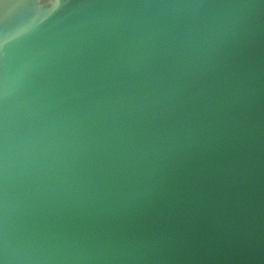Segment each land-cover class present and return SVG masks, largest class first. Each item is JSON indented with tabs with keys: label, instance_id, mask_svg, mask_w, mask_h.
<instances>
[{
	"label": "water",
	"instance_id": "95a60500",
	"mask_svg": "<svg viewBox=\"0 0 264 264\" xmlns=\"http://www.w3.org/2000/svg\"><path fill=\"white\" fill-rule=\"evenodd\" d=\"M19 1L0 0V72L34 121L0 80V264H264V83L247 60L264 61V0H133L73 38L56 85L15 56L7 12L19 27L92 0L24 21ZM149 2L131 38L91 46ZM147 79L169 88L142 104L164 125L150 159L128 124Z\"/></svg>",
	"mask_w": 264,
	"mask_h": 264
},
{
	"label": "bare ground",
	"instance_id": "6f19581e",
	"mask_svg": "<svg viewBox=\"0 0 264 264\" xmlns=\"http://www.w3.org/2000/svg\"><path fill=\"white\" fill-rule=\"evenodd\" d=\"M24 1L25 0H20L19 2ZM131 1L133 0H92L80 9L73 11L70 15L55 16L44 21L29 20L26 24L19 27L9 18L14 12L15 6L13 5L8 10L6 17V33L11 49L21 63L20 53L27 55V61L25 63L30 67H36V69H33L34 71L31 72L44 78L49 83L56 85L63 80L58 79L56 72L57 67H68V65H71L66 59L74 49L71 46H66L70 45L73 38L86 32L91 27H96L95 22L97 20H103V18L108 15L112 18L116 11L126 8ZM141 47L145 53L151 49L149 42H143ZM202 49L204 50V44ZM202 51L201 53L204 54ZM221 51L220 49H215V52L220 53V56L216 53L215 60H218V58L223 59ZM52 52L59 54L57 55L58 57L53 58ZM247 60L249 66L255 71L254 73L256 74L258 71L260 81L264 83V71L260 70L263 69L264 61L257 63L254 61V57ZM33 63H36L37 66L33 65ZM218 63L222 62L218 61ZM69 78L70 76H68V79ZM253 78V74L244 76L243 81ZM0 80L3 82L4 88L6 87L10 90L23 103L28 111V115L34 121L33 112L28 102L1 72ZM0 92V95H2L3 89H1ZM1 98L4 99L5 97ZM4 110V106L0 103V112Z\"/></svg>",
	"mask_w": 264,
	"mask_h": 264
},
{
	"label": "rangeland",
	"instance_id": "374dc122",
	"mask_svg": "<svg viewBox=\"0 0 264 264\" xmlns=\"http://www.w3.org/2000/svg\"><path fill=\"white\" fill-rule=\"evenodd\" d=\"M66 1L67 0H30L25 5L17 9L16 15L20 21H24L26 19V16H29L31 18H44L53 15V13L55 14L60 12H66L62 11L61 9H58L57 7H54L57 4L61 5ZM75 4L76 3H72V6H75ZM154 8L155 7L153 2H149L145 7L143 4L139 5L136 9L130 11L129 14L124 16L122 19H118L117 21L112 23L107 29L100 32L99 35L91 41V46L99 45V43H107L108 41H113L116 39L113 46L119 47L121 39H127L128 37L131 38L130 35L136 32L139 22L143 18L147 19L145 17H149L154 14ZM161 57L163 56L156 54L154 56V59L157 60ZM106 59L104 58L106 62H117L116 60H112V58ZM157 63L161 67L167 64V58H163L160 62ZM152 80H154V78ZM148 81L149 84L138 85L132 89L134 90V93H132L133 99L130 108L135 110V120H130L128 124L132 130H134L135 127L139 129V132L134 133L133 136L129 138V149H135L139 152L145 150L146 152L143 153V155L146 158L150 159L152 157V152L154 150H157L160 144L162 143L164 125L161 119L158 118L148 120V115L152 114V111L150 109H143V111L142 104L143 101L145 103L148 98L157 97V93L158 96L164 94L165 90L169 91V88L158 84L156 81L155 83L150 82V79ZM140 87H143L145 91L141 90ZM142 114H144L145 119L141 118ZM83 124L85 125V119L81 120V125ZM97 129V132L100 133H103L104 131L102 125L101 127L98 126ZM100 151L101 149L97 150V155H99ZM98 160L103 163L112 162V160L109 159L105 152L104 156H101Z\"/></svg>",
	"mask_w": 264,
	"mask_h": 264
}]
</instances>
